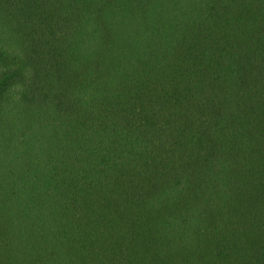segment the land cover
I'll use <instances>...</instances> for the list:
<instances>
[{
  "label": "trees",
  "instance_id": "16d2710c",
  "mask_svg": "<svg viewBox=\"0 0 264 264\" xmlns=\"http://www.w3.org/2000/svg\"><path fill=\"white\" fill-rule=\"evenodd\" d=\"M0 264H264V0H0Z\"/></svg>",
  "mask_w": 264,
  "mask_h": 264
}]
</instances>
